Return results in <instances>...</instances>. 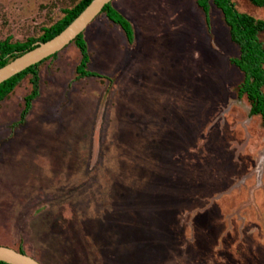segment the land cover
<instances>
[{
    "label": "rangeland",
    "instance_id": "1",
    "mask_svg": "<svg viewBox=\"0 0 264 264\" xmlns=\"http://www.w3.org/2000/svg\"><path fill=\"white\" fill-rule=\"evenodd\" d=\"M77 1L0 0V40L38 37ZM196 2L113 0L133 43L104 14L83 32L106 79L77 78L69 44L24 123L28 79L0 102V246L40 264H264V124L237 95L220 11Z\"/></svg>",
    "mask_w": 264,
    "mask_h": 264
},
{
    "label": "trees",
    "instance_id": "2",
    "mask_svg": "<svg viewBox=\"0 0 264 264\" xmlns=\"http://www.w3.org/2000/svg\"><path fill=\"white\" fill-rule=\"evenodd\" d=\"M92 0H79L73 6L65 8L62 16L53 24L42 29L36 38H28L25 41H14L10 38L0 40V68L14 58L33 49L35 43L46 42L59 34L69 25ZM252 5L264 8V0H248ZM196 4L204 13L205 19L209 20L210 4L218 9L223 22L228 28L229 38L238 48V55L230 58L229 62L242 74V80L237 86L239 98L245 97L249 103V116H259L264 124V43L260 36L264 34V20L240 12L232 0H197ZM124 33L128 44L134 41V31L129 20L123 16L113 5L112 1L106 4L99 13ZM79 51V61L75 68L77 78L106 79L88 69L90 54L84 33H80L70 43ZM58 53L53 54L32 65L22 72L0 84V102L5 100L24 79H28L30 90L23 99V105L16 125L24 123L33 101L39 96L40 69L47 61L56 58ZM111 81V79H109ZM25 254L21 247L17 250ZM0 264H6L0 262Z\"/></svg>",
    "mask_w": 264,
    "mask_h": 264
},
{
    "label": "water",
    "instance_id": "3",
    "mask_svg": "<svg viewBox=\"0 0 264 264\" xmlns=\"http://www.w3.org/2000/svg\"><path fill=\"white\" fill-rule=\"evenodd\" d=\"M112 0H92L84 10L59 34L46 42H37L35 47L14 58L0 68V84L26 68L60 52L99 15L103 7ZM0 262L6 264H40L34 258L12 248L0 246Z\"/></svg>",
    "mask_w": 264,
    "mask_h": 264
},
{
    "label": "crops",
    "instance_id": "4",
    "mask_svg": "<svg viewBox=\"0 0 264 264\" xmlns=\"http://www.w3.org/2000/svg\"><path fill=\"white\" fill-rule=\"evenodd\" d=\"M113 1V0H112ZM113 5V4H112ZM114 6V5H113ZM115 7V6H114ZM116 8V7H115ZM117 9V8H116ZM121 13V12H120ZM122 14V13H121ZM123 15V14H122ZM124 16V15H123ZM129 20V19H128ZM129 22L131 23V21L129 20ZM132 25V24H131ZM133 28V27H132ZM134 31V30H133Z\"/></svg>",
    "mask_w": 264,
    "mask_h": 264
}]
</instances>
